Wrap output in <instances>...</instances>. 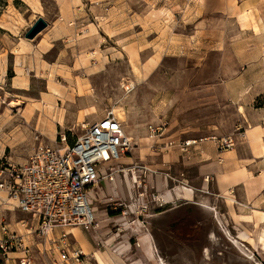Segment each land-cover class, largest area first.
<instances>
[{"label":"rangeland","instance_id":"rangeland-1","mask_svg":"<svg viewBox=\"0 0 264 264\" xmlns=\"http://www.w3.org/2000/svg\"><path fill=\"white\" fill-rule=\"evenodd\" d=\"M38 17L47 26L25 38ZM64 52L86 53L92 71H59ZM233 83L238 103L228 97ZM109 110L132 149L101 167L114 180L90 192L96 228L71 229L81 264H264L260 213L234 201V217L222 196L204 205L198 191L191 201L175 196L190 188L194 165L164 158L180 151L169 141L230 137L235 148L248 135L264 144V0H0V158L23 164ZM201 142L181 153L190 157ZM186 215L196 227L173 229ZM3 224L44 264L35 221L0 191V237Z\"/></svg>","mask_w":264,"mask_h":264},{"label":"built area","instance_id":"built-area-1","mask_svg":"<svg viewBox=\"0 0 264 264\" xmlns=\"http://www.w3.org/2000/svg\"><path fill=\"white\" fill-rule=\"evenodd\" d=\"M127 89V88H126ZM218 152L231 149L230 137L217 139ZM57 146H39L23 164L6 163L0 158V191L6 193L15 207L35 221L34 244L44 254V264H81V248L69 240L71 229L83 226L96 228L90 196L101 179L113 181L112 172L103 173L102 166L132 149V139L113 110L84 127L70 143L64 135ZM200 140L169 141L181 151ZM0 264H8L9 254H17L18 264H36L22 234L1 225ZM54 258H51V253Z\"/></svg>","mask_w":264,"mask_h":264},{"label":"crops","instance_id":"crops-1","mask_svg":"<svg viewBox=\"0 0 264 264\" xmlns=\"http://www.w3.org/2000/svg\"><path fill=\"white\" fill-rule=\"evenodd\" d=\"M56 31L61 32L62 28L59 27ZM54 40L56 39L50 40L49 43L52 44ZM51 46L45 47V50L48 51ZM85 54L81 52L75 55L70 52L62 53L58 57V70L92 71L89 62L82 63ZM227 92L229 99L238 103L237 97L239 95L234 83L228 86ZM239 107L242 106L237 104V109ZM247 136L246 144L243 143L238 147L223 152H218L212 141L205 140L195 147L196 152L190 157L183 155L181 150L172 151L164 155V158L168 160L169 166L176 163H179L184 168L194 165L195 174L185 178L187 179L185 181H188L190 185V197L188 199L184 198V193L181 190L184 186H178L172 193L183 200L191 201L197 191L201 192L200 202L205 201L204 205L211 204L213 196H222L225 202L228 199L233 203L234 201H242L250 205L249 208L252 211H258L260 215L264 213V144L258 138L250 141V137L248 138ZM261 204L262 206L256 208L257 205ZM233 208L235 211L234 205ZM230 218H232L231 215ZM258 224L264 227V217L261 220L259 219ZM86 248L89 250L88 247ZM149 254L153 259L154 254L151 248L149 249ZM113 263L119 264L118 262Z\"/></svg>","mask_w":264,"mask_h":264},{"label":"trees","instance_id":"trees-1","mask_svg":"<svg viewBox=\"0 0 264 264\" xmlns=\"http://www.w3.org/2000/svg\"><path fill=\"white\" fill-rule=\"evenodd\" d=\"M110 214H115V211H109ZM196 227V224L195 222H193L192 220L189 219V217L184 216L180 219H178L174 224H173V229H177L179 232H185L183 230L185 229H192V228H195ZM179 238H181L182 240V236H177ZM187 238L190 239V240H193L195 239L196 237H194L193 235H189L187 234ZM186 239V238H185Z\"/></svg>","mask_w":264,"mask_h":264},{"label":"bare ground","instance_id":"bare-ground-1","mask_svg":"<svg viewBox=\"0 0 264 264\" xmlns=\"http://www.w3.org/2000/svg\"><path fill=\"white\" fill-rule=\"evenodd\" d=\"M153 63H154V60H153ZM145 71V70H144ZM146 74L148 73V71H146L145 72ZM148 75V74H147ZM130 85H131V87L133 86V82H131L130 83ZM127 89H129L128 87H126ZM51 89V93L50 94H53V96L55 97H57V96H59L60 95V93H59V91L56 89V88H54L53 86L50 88ZM48 96V95H47ZM79 96V95H78ZM56 100V99H55ZM52 106H50L49 107V110H51L52 111ZM239 111H241L242 110V107H239V109H238ZM181 190L183 191V193H184V198H189L190 197V192H191V189L189 188V187H185L184 186V188H181ZM226 203H228V207H230V210H231V212H232V215L235 217L236 216V213H235V211H234V208H233V203H232V201L230 200V199H228V200H226ZM262 217H264V213H261V215H260V217H259V219L261 220L262 219ZM207 251V250H206ZM208 253H209V251H208ZM207 253V254H208Z\"/></svg>","mask_w":264,"mask_h":264},{"label":"water","instance_id":"water-1","mask_svg":"<svg viewBox=\"0 0 264 264\" xmlns=\"http://www.w3.org/2000/svg\"><path fill=\"white\" fill-rule=\"evenodd\" d=\"M47 26L46 21L38 17L36 21L32 24V26L26 31L25 38L31 39L33 38L38 32L43 30Z\"/></svg>","mask_w":264,"mask_h":264}]
</instances>
